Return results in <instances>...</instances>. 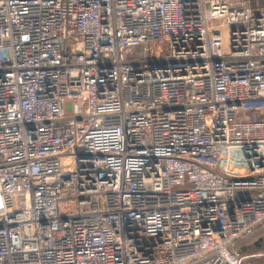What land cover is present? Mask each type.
I'll return each mask as SVG.
<instances>
[{
  "label": "built area",
  "instance_id": "obj_1",
  "mask_svg": "<svg viewBox=\"0 0 264 264\" xmlns=\"http://www.w3.org/2000/svg\"><path fill=\"white\" fill-rule=\"evenodd\" d=\"M264 231V0H0V264H242Z\"/></svg>",
  "mask_w": 264,
  "mask_h": 264
},
{
  "label": "crops",
  "instance_id": "obj_2",
  "mask_svg": "<svg viewBox=\"0 0 264 264\" xmlns=\"http://www.w3.org/2000/svg\"><path fill=\"white\" fill-rule=\"evenodd\" d=\"M263 237H264V231L260 232L256 236L248 239L249 241L247 240V242L251 243V242H253V240L259 239V238L262 239ZM243 244H244V242L241 243L239 245V248H238L241 255H242V264H244V262H246L247 260H248L247 261L248 264H264V250H262L261 247H259L258 249H255L251 252H248L247 254H244L241 251V246Z\"/></svg>",
  "mask_w": 264,
  "mask_h": 264
},
{
  "label": "rangeland",
  "instance_id": "obj_3",
  "mask_svg": "<svg viewBox=\"0 0 264 264\" xmlns=\"http://www.w3.org/2000/svg\"><path fill=\"white\" fill-rule=\"evenodd\" d=\"M259 247H261V249L264 250V237L262 239H260V238L255 239L251 243L245 241L244 244L241 246V251H242V253L247 254L248 252H251L255 249H258ZM247 261L244 262V264H248Z\"/></svg>",
  "mask_w": 264,
  "mask_h": 264
}]
</instances>
